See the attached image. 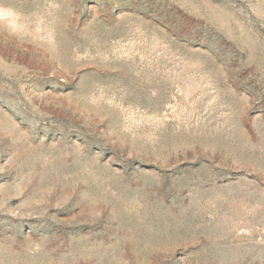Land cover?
<instances>
[{
    "label": "rangeland",
    "instance_id": "1",
    "mask_svg": "<svg viewBox=\"0 0 264 264\" xmlns=\"http://www.w3.org/2000/svg\"><path fill=\"white\" fill-rule=\"evenodd\" d=\"M0 264H264V0H0Z\"/></svg>",
    "mask_w": 264,
    "mask_h": 264
}]
</instances>
